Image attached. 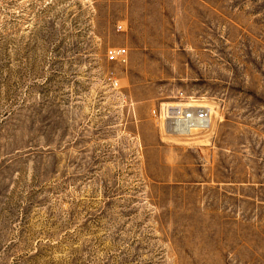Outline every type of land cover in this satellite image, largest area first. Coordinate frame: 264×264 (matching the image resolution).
<instances>
[{"label":"rangeland","instance_id":"obj_1","mask_svg":"<svg viewBox=\"0 0 264 264\" xmlns=\"http://www.w3.org/2000/svg\"><path fill=\"white\" fill-rule=\"evenodd\" d=\"M0 264H264V0H0Z\"/></svg>","mask_w":264,"mask_h":264},{"label":"built area","instance_id":"obj_2","mask_svg":"<svg viewBox=\"0 0 264 264\" xmlns=\"http://www.w3.org/2000/svg\"><path fill=\"white\" fill-rule=\"evenodd\" d=\"M107 58L109 61H119L126 63L127 50L126 48L110 47L107 50ZM178 102L174 104L165 103L153 113L158 116V119L163 123L172 125L177 131L189 128L195 122L206 123L210 118V110L205 107H188L183 97L178 98Z\"/></svg>","mask_w":264,"mask_h":264},{"label":"bare ground","instance_id":"obj_3","mask_svg":"<svg viewBox=\"0 0 264 264\" xmlns=\"http://www.w3.org/2000/svg\"><path fill=\"white\" fill-rule=\"evenodd\" d=\"M195 106V105H193ZM197 106V105H196ZM188 107H190L188 105ZM198 107H205L208 109V106H198ZM210 109V108H209ZM211 111V109H210ZM211 126V119L209 118L208 122L206 123H201V122H195L194 124H191L190 126H188L189 128H186V129H183V130H179L177 131L176 129H173V126L171 127L172 129H170V131H174V132H178V133H181V134H194L195 132H197L199 129H206V128H210Z\"/></svg>","mask_w":264,"mask_h":264}]
</instances>
